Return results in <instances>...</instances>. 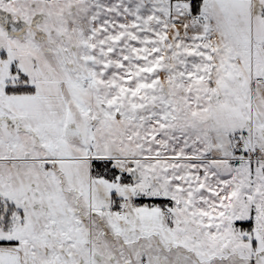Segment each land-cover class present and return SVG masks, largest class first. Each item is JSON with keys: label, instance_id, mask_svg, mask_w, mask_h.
Masks as SVG:
<instances>
[{"label": "snow or ice", "instance_id": "snow-or-ice-1", "mask_svg": "<svg viewBox=\"0 0 264 264\" xmlns=\"http://www.w3.org/2000/svg\"><path fill=\"white\" fill-rule=\"evenodd\" d=\"M0 264H264V0H0Z\"/></svg>", "mask_w": 264, "mask_h": 264}]
</instances>
